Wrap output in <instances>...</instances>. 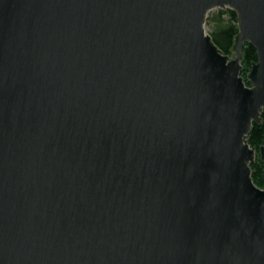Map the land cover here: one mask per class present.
<instances>
[{
  "label": "water",
  "instance_id": "95a60500",
  "mask_svg": "<svg viewBox=\"0 0 264 264\" xmlns=\"http://www.w3.org/2000/svg\"><path fill=\"white\" fill-rule=\"evenodd\" d=\"M263 113L264 0H0V264H264Z\"/></svg>",
  "mask_w": 264,
  "mask_h": 264
},
{
  "label": "trees",
  "instance_id": "16d2710c",
  "mask_svg": "<svg viewBox=\"0 0 264 264\" xmlns=\"http://www.w3.org/2000/svg\"><path fill=\"white\" fill-rule=\"evenodd\" d=\"M207 31L212 36L215 44L226 54L232 55L235 38L239 33L237 14L231 10H216L209 14L207 19ZM258 61L256 48L247 44L244 52L243 72L242 75L247 78L252 64ZM263 125H255L249 135V144L259 152L264 140V113L262 115ZM253 180L258 187H264V163L257 158L252 165Z\"/></svg>",
  "mask_w": 264,
  "mask_h": 264
},
{
  "label": "flooded vegetation",
  "instance_id": "af4514ba",
  "mask_svg": "<svg viewBox=\"0 0 264 264\" xmlns=\"http://www.w3.org/2000/svg\"><path fill=\"white\" fill-rule=\"evenodd\" d=\"M264 141V140H263ZM263 144V143H262ZM262 146V145H261ZM259 152H260V150H259ZM259 152H257V153H259ZM261 159V158H260Z\"/></svg>",
  "mask_w": 264,
  "mask_h": 264
},
{
  "label": "rangeland",
  "instance_id": "374dc122",
  "mask_svg": "<svg viewBox=\"0 0 264 264\" xmlns=\"http://www.w3.org/2000/svg\"><path fill=\"white\" fill-rule=\"evenodd\" d=\"M214 11H216V10H214ZM214 11H212V12H214ZM212 12H211V13H212Z\"/></svg>",
  "mask_w": 264,
  "mask_h": 264
}]
</instances>
